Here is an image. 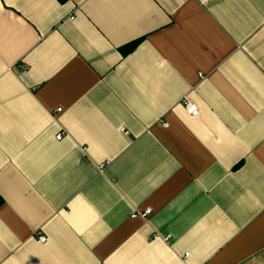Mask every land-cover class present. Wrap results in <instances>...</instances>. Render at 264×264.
Instances as JSON below:
<instances>
[{
  "label": "crops",
  "instance_id": "crops-1",
  "mask_svg": "<svg viewBox=\"0 0 264 264\" xmlns=\"http://www.w3.org/2000/svg\"><path fill=\"white\" fill-rule=\"evenodd\" d=\"M0 195V264H264V0H0Z\"/></svg>",
  "mask_w": 264,
  "mask_h": 264
},
{
  "label": "built area",
  "instance_id": "built-area-1",
  "mask_svg": "<svg viewBox=\"0 0 264 264\" xmlns=\"http://www.w3.org/2000/svg\"><path fill=\"white\" fill-rule=\"evenodd\" d=\"M184 104H185V107H186V111L188 113H190L191 115H196L198 113V107H197V105L193 101H191L187 96H184ZM60 110H61V108H58V111H60ZM62 136H63V133L62 132H58L56 134V138L57 139L62 138ZM150 211H151V209L149 207H147V208H145L142 211H139V210L134 211L131 214V216L132 217H135V216H138L139 215V216H142V217H147L148 214L150 213ZM39 238H40V241H42V242L46 241V237L43 236V235H40ZM185 255L187 256L188 255V252H185Z\"/></svg>",
  "mask_w": 264,
  "mask_h": 264
},
{
  "label": "trees",
  "instance_id": "trees-1",
  "mask_svg": "<svg viewBox=\"0 0 264 264\" xmlns=\"http://www.w3.org/2000/svg\"><path fill=\"white\" fill-rule=\"evenodd\" d=\"M138 41H139V39H135V40L123 45L121 47L122 52L125 54V53H128L129 51H131L132 49H134V47L137 45ZM2 202H3V199H2V196L0 195V204H2Z\"/></svg>",
  "mask_w": 264,
  "mask_h": 264
}]
</instances>
